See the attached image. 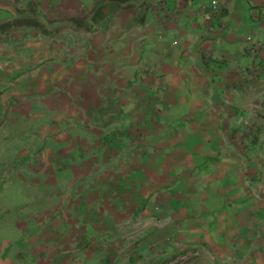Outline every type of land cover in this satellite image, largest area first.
<instances>
[{"label":"crops","instance_id":"0c3cea01","mask_svg":"<svg viewBox=\"0 0 264 264\" xmlns=\"http://www.w3.org/2000/svg\"><path fill=\"white\" fill-rule=\"evenodd\" d=\"M78 1L108 6L93 33L56 40L88 45L79 74L66 55L20 110L63 158L36 168L45 184L66 188L65 212L105 217L113 242L138 220L148 245L225 235L226 257L264 264L263 0H218V13L210 0ZM137 203L149 209L129 220Z\"/></svg>","mask_w":264,"mask_h":264},{"label":"rangeland","instance_id":"374dc122","mask_svg":"<svg viewBox=\"0 0 264 264\" xmlns=\"http://www.w3.org/2000/svg\"><path fill=\"white\" fill-rule=\"evenodd\" d=\"M105 7L90 3L87 9L78 0H0V264H257L242 261L243 256L226 257L225 235L198 236L195 244L178 245L170 233L166 244L148 245L142 237L145 227L138 220L133 234H121L118 237L124 241L113 242L115 235L105 217L83 220L65 212L66 188L46 185V177L36 170L63 158L46 153L49 140L31 133L32 124L27 122L31 117L22 118L20 110L40 98L37 87L41 92L46 89L47 69L69 59L74 68L69 76L79 74L82 63L76 48L88 45L76 36L75 41L56 40L81 31L93 33L86 23ZM15 19L33 20L39 27L4 25ZM92 61L88 69L94 66ZM81 160L92 159L85 155ZM60 175L57 172V178ZM136 205L142 206L129 214V220L145 216L139 212L145 204ZM102 225L107 229L99 234L96 229Z\"/></svg>","mask_w":264,"mask_h":264},{"label":"trees","instance_id":"16d2710c","mask_svg":"<svg viewBox=\"0 0 264 264\" xmlns=\"http://www.w3.org/2000/svg\"><path fill=\"white\" fill-rule=\"evenodd\" d=\"M4 25H6L7 27L9 26H14V27H32V28H38L39 27V23L33 20H19V19H15L9 22H6Z\"/></svg>","mask_w":264,"mask_h":264},{"label":"built area","instance_id":"2783aa9c","mask_svg":"<svg viewBox=\"0 0 264 264\" xmlns=\"http://www.w3.org/2000/svg\"><path fill=\"white\" fill-rule=\"evenodd\" d=\"M229 0H223V2L227 3ZM264 3V0H263ZM209 10H211L213 13H218L220 10V3L218 0H210L209 1Z\"/></svg>","mask_w":264,"mask_h":264}]
</instances>
